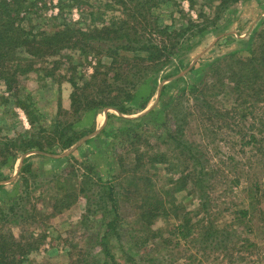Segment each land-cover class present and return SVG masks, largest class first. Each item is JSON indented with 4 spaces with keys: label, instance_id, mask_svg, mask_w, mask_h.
I'll return each mask as SVG.
<instances>
[{
    "label": "rangeland",
    "instance_id": "1",
    "mask_svg": "<svg viewBox=\"0 0 264 264\" xmlns=\"http://www.w3.org/2000/svg\"><path fill=\"white\" fill-rule=\"evenodd\" d=\"M17 1L22 27L33 34L101 33L80 38L94 51L60 50L11 91L0 79V139L34 140L44 150L21 155L0 182V233L21 246L4 257L15 264H264V93H235L232 73L251 52L264 73V0ZM184 28L192 30L184 38L195 35L178 39L182 49L160 72L144 110H106L105 124L101 116L89 124L94 138L93 131L67 150L54 147L56 123L72 136L88 130V117L71 107L72 94L82 95L74 84L103 70L113 46L167 45ZM125 68L126 76L138 72L133 61ZM151 112L161 119L150 121ZM23 160L30 166L24 181ZM85 177L115 187L118 236L106 244L93 191L83 193ZM145 210L157 217L139 219Z\"/></svg>",
    "mask_w": 264,
    "mask_h": 264
},
{
    "label": "trees",
    "instance_id": "2",
    "mask_svg": "<svg viewBox=\"0 0 264 264\" xmlns=\"http://www.w3.org/2000/svg\"><path fill=\"white\" fill-rule=\"evenodd\" d=\"M23 8V3L17 0H0V79L3 80L8 91H11L17 85L19 77L26 76L30 72H36L39 70L36 68L38 63L58 55L60 50H80L83 53H87V50L94 51L92 50L94 47L91 44L84 43L80 45V41L95 39L101 33V30L95 29L93 32L94 36H91L81 30L64 29L55 31L52 34H33L32 31L25 30L22 27L23 18L20 16V13L23 11ZM199 15L197 16L201 17V14ZM150 17L153 18L152 14H150ZM190 31L192 30H187V28L180 29L178 32L174 31L177 35L175 37L168 35L170 42L167 45L159 46L153 42L140 44L135 40L132 43L128 41L125 44L121 43L113 46L109 52V58L111 59L109 64L100 65L103 70L93 68L92 75L88 81L82 84V87L74 84V90H80L82 95L81 99H77V96L72 94L71 107H74L75 114L80 113L82 118L88 117L86 122V125L89 127L88 130L85 132L83 130L80 134L72 136V132L68 128L58 131L59 127L56 123L54 127L56 135L54 138L59 140V144L54 147L58 146L61 150H67L85 136L90 135L94 129L89 124L93 123V117L95 121V116L100 112L113 110L121 115H134L144 110L156 91L157 79L160 72L168 65L171 58L176 57L182 49V45L178 39L191 41V37L195 35L194 33L191 34L190 38H184V35ZM167 33L168 27L165 26L162 28L161 34L166 35ZM113 34L116 33L113 32ZM129 37L125 36V39L129 40ZM172 39H175V41L171 42ZM186 45L187 48H193L196 44ZM125 53L134 55V57L129 60V57H124ZM251 53L250 57L246 60L238 59L237 62L240 68L232 72L234 73V88H236L234 92L243 95L245 91H249L260 96L261 93H264V73L258 69L257 58L253 52ZM132 61L136 63L138 72H135V74L129 73L126 76L122 71H126L125 67ZM193 70L191 69L190 71ZM111 72L113 73L112 78L108 77V73ZM259 82L260 86L257 88L256 86ZM90 86L95 87V92L90 95L83 94V91ZM166 88L161 89L160 98L164 95ZM257 89L260 93L256 92ZM155 115V113L151 112L147 115V118L152 122H154L153 120L161 119L159 114H157L159 117ZM109 117V114H107L106 118L109 119ZM65 131H68L69 134L66 135ZM103 134L104 131H101L100 135ZM249 138L250 141L255 142L252 134ZM49 144L47 146H50ZM32 151L44 152L42 144L34 140H20L16 142V140H8L6 138L0 139V182L10 178L15 163L21 155ZM29 167L28 163L23 160L19 171L22 181L25 180V176L22 174H29ZM4 170L7 171L6 175L3 174ZM82 182L86 185L83 193L91 194V191H93V196H95L94 208L96 211L93 213L101 212L103 215L105 230L102 239L104 240V244H106L110 236L114 234L118 236L116 231L119 224V214L115 187L101 179L86 178ZM14 201L17 202V200ZM65 201V199L59 200V204L64 207L66 205ZM59 204H54L53 208L62 209ZM15 211L16 207L8 208L10 214ZM0 215L6 217V214L2 210H0ZM109 215H113V218L106 220ZM138 217L143 220L157 216H154L150 210L149 212L145 210L138 214ZM177 228L182 229L183 227L177 226ZM178 233L181 234L182 232L179 231ZM181 235L184 236L185 234L182 233ZM20 249L21 246L18 243L13 242L11 238L4 237L0 233V264H15L14 260H12L13 262H9L4 257L3 252L7 254L6 256L10 255L14 257V255L19 254ZM108 258L111 259V256H108ZM104 264L109 263L105 262ZM111 264L114 263L112 262Z\"/></svg>",
    "mask_w": 264,
    "mask_h": 264
},
{
    "label": "crops",
    "instance_id": "3",
    "mask_svg": "<svg viewBox=\"0 0 264 264\" xmlns=\"http://www.w3.org/2000/svg\"><path fill=\"white\" fill-rule=\"evenodd\" d=\"M114 115H116V112H114ZM98 116H101V118H102V122L105 124V122L107 121V119H106V111H103V112H100V113H98L96 116H95V123H96V125H97V117ZM97 132V130H96V128L94 129V134L91 136V137H89L88 139H92V138H94L96 135H95V133ZM78 143V142H77Z\"/></svg>",
    "mask_w": 264,
    "mask_h": 264
}]
</instances>
